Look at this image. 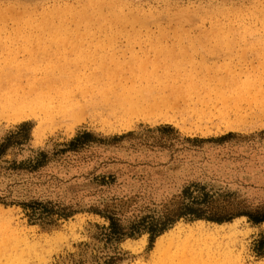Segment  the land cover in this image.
<instances>
[{
    "label": "rangeland",
    "instance_id": "1",
    "mask_svg": "<svg viewBox=\"0 0 264 264\" xmlns=\"http://www.w3.org/2000/svg\"><path fill=\"white\" fill-rule=\"evenodd\" d=\"M191 184L231 229L153 258L221 224L176 218ZM0 205L13 264H264V0H0Z\"/></svg>",
    "mask_w": 264,
    "mask_h": 264
},
{
    "label": "bare ground",
    "instance_id": "2",
    "mask_svg": "<svg viewBox=\"0 0 264 264\" xmlns=\"http://www.w3.org/2000/svg\"><path fill=\"white\" fill-rule=\"evenodd\" d=\"M25 116L21 115L19 121L24 120ZM34 135L36 139H39L40 131L35 129ZM3 207L0 205V211ZM232 222H225L221 224L217 223H206L203 220H196L190 224L177 222L173 228L168 229L164 233L156 237L154 241L153 248L151 250V255L153 258L156 256L159 257L163 254L168 256L169 261H174V257L178 256L176 251L183 249L190 240L194 238H204V239H215L222 237V234L225 232V229L228 227L231 229ZM146 239L144 236L139 239H126L121 243V246L133 253L139 252L145 245ZM174 250V254L169 255L168 252ZM0 257V264H13L12 261H4ZM183 264H190L191 262L188 259H184ZM196 260H193L192 263H196ZM128 264H148L142 260H136ZM232 264H243L240 258H234Z\"/></svg>",
    "mask_w": 264,
    "mask_h": 264
},
{
    "label": "trees",
    "instance_id": "3",
    "mask_svg": "<svg viewBox=\"0 0 264 264\" xmlns=\"http://www.w3.org/2000/svg\"><path fill=\"white\" fill-rule=\"evenodd\" d=\"M26 123H23L20 127H24ZM206 188L204 185L199 184H191L187 188H185L182 191V194H184L186 197L185 199H188V203H184L185 210L180 211L176 218L180 219L181 217H184L188 220H196V219H207L216 221L218 223L227 221L229 219L227 218H216L215 216H207L204 212H202L199 208L195 207V205L205 204L208 202ZM243 215V214H241ZM248 216V219L252 223H260L264 221V214H244ZM110 219V226H109V232H108V239L109 240H115L119 241L124 238L125 235L132 236L134 235V232H125L115 221L113 216H109ZM166 229V224L163 223L160 227L152 228L150 229L152 233V238L154 236H158ZM140 232V229L137 230V233ZM256 251L259 253L264 252V233L261 235V237L256 242Z\"/></svg>",
    "mask_w": 264,
    "mask_h": 264
}]
</instances>
